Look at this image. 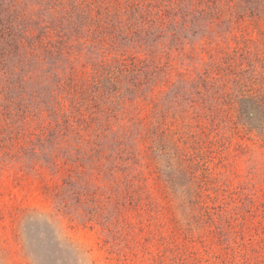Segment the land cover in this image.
<instances>
[{"label":"rangeland","instance_id":"rangeland-1","mask_svg":"<svg viewBox=\"0 0 264 264\" xmlns=\"http://www.w3.org/2000/svg\"><path fill=\"white\" fill-rule=\"evenodd\" d=\"M237 3L232 1V6L239 15ZM9 4V0H0V12L8 11ZM81 15L68 11L59 17L33 19L37 24L42 20L35 35L44 41L48 40V27L54 42L60 40L59 35L71 39L80 33L78 48L60 54L56 47V55L46 58L50 61L44 64L26 62L23 56L7 63L0 56V87L8 89L9 102H0V264H264V207L262 213L255 214L234 211L230 235L234 243L222 244L219 242L225 238L217 234L216 225L208 227L205 213L189 203L186 183L180 177L177 182L167 179L166 187L155 188L148 182L141 191L138 181L133 184L121 179L125 172L119 171L118 158L124 141L119 138L125 132L133 136L124 120L134 119L136 113L126 112L132 102L122 110L117 99L126 86L110 85L102 70L99 89L90 86V79L97 64L113 63L130 42L101 44L100 38L95 40L92 35L96 30L92 23L98 22ZM73 46L78 44L72 41L69 49ZM133 54L130 51L127 56ZM139 54L142 58L144 53ZM61 55L72 57L71 63ZM72 71L75 77L71 80L79 83L77 92L90 98L87 105L98 108L99 117L110 123L111 131L100 128L96 138L91 137L86 130L92 124L87 109L83 118L77 116L69 122L67 114L74 109L68 95L61 94L73 88L68 81ZM25 75L36 79L34 90L28 83L13 84L14 78L20 83ZM179 81L180 76H174L173 83L178 86ZM22 88L28 92L18 99L21 94L16 89ZM171 89L162 86L159 91L167 94ZM96 97L97 101L92 100ZM25 112L33 119L31 131L23 122ZM256 120L250 115L244 123L245 144L251 153L235 166L234 175L240 178L216 173L230 179L233 193L244 183L247 189L250 185L249 195L259 193L264 204V182L254 178L263 174L264 167ZM73 123L76 130H72ZM10 138L15 145L8 142ZM128 145L133 148L131 142ZM169 170L166 175L170 177ZM145 172L150 175L149 170ZM232 207L237 210L239 204ZM163 208L165 214L160 211ZM213 220L220 223L215 213ZM232 247L235 250L229 251ZM237 249L246 251L240 254Z\"/></svg>","mask_w":264,"mask_h":264},{"label":"trees","instance_id":"trees-1","mask_svg":"<svg viewBox=\"0 0 264 264\" xmlns=\"http://www.w3.org/2000/svg\"><path fill=\"white\" fill-rule=\"evenodd\" d=\"M232 1L239 2L242 14L236 13ZM9 2L12 4H9V10L0 12V56L7 63L11 58L23 56L26 62L44 64L56 55V47L60 54L78 48L80 33L71 39L59 35L58 42H54V36L48 35L50 27L45 36L47 41L35 35L42 20L37 24L33 19L59 17L68 11L87 15L90 22H98L92 23L96 28L92 35L95 40L100 38L101 44H116L119 40L130 42L128 50L122 55L117 53L113 63L108 66L97 64L92 72L95 75L90 79L93 80L90 86L99 89V78H103L99 71L102 70L110 85L119 89L126 86L125 91L118 92L117 99L122 110L132 102L126 112L136 113L134 119L124 120L133 136L121 132L119 138L124 141L118 158L119 171L125 172L121 179L133 184L138 181L141 191L148 182H153L155 188L166 187L167 179L177 182L180 177L186 183L189 203L196 209L199 206L207 216L206 225H216L217 234L225 238L219 243L231 241L233 244L230 238L233 212L262 213L264 207L259 193L254 197L249 195L250 185L247 189L244 183L233 193L230 179L222 178L223 174H236L237 162L251 153L245 144L248 139L244 124L250 115L257 118L255 122L260 127L258 142L264 148V92L260 91L264 88V0ZM100 21L105 24L99 25ZM72 41L78 46L69 49ZM130 51L134 54L127 56ZM140 51L144 53L142 58ZM14 53L20 57L11 56ZM61 56L71 63L72 57ZM74 73L72 71L68 78L74 84L73 88L69 93L61 94L68 95L74 109V113L67 114L69 122L77 116L83 118L87 109L92 124L86 130L91 137H95L100 128L111 131L110 123L99 117L98 108L87 105L90 98L77 92L79 83L71 80ZM25 76L21 77L20 83L14 78L13 84L22 86L28 83L34 90L36 79L32 75ZM174 76H180L178 86L173 83ZM162 86L172 89L163 94L159 91ZM19 90L18 99L28 92L24 88L16 89ZM7 91L0 87V102L8 101ZM107 98L111 100V95L108 94ZM97 99L99 97L92 98ZM108 111L112 113L109 108ZM32 121L30 114L25 112L23 122L25 127L30 125V131ZM77 122L80 126L81 120ZM73 125L72 130H76L77 125ZM8 140L15 145L14 138ZM166 169H170V177L166 175ZM146 170L150 171L149 176ZM257 171L260 170L257 168ZM262 173L254 178L264 182V167ZM234 177L240 178L239 175ZM236 202L239 207L233 210L232 204ZM160 211L165 214V208ZM214 213L220 223L214 222ZM210 234L214 237L213 231ZM241 241L244 242L243 236ZM237 250L240 254L246 251Z\"/></svg>","mask_w":264,"mask_h":264}]
</instances>
